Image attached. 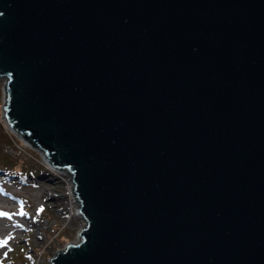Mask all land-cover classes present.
Masks as SVG:
<instances>
[{
	"label": "water",
	"instance_id": "1",
	"mask_svg": "<svg viewBox=\"0 0 264 264\" xmlns=\"http://www.w3.org/2000/svg\"><path fill=\"white\" fill-rule=\"evenodd\" d=\"M0 75L86 220L50 264H264V0H0Z\"/></svg>",
	"mask_w": 264,
	"mask_h": 264
},
{
	"label": "rangeland",
	"instance_id": "2",
	"mask_svg": "<svg viewBox=\"0 0 264 264\" xmlns=\"http://www.w3.org/2000/svg\"><path fill=\"white\" fill-rule=\"evenodd\" d=\"M6 80L0 75V240L7 239L0 245V264H50L58 249L80 239L86 220L71 173L53 170L6 125Z\"/></svg>",
	"mask_w": 264,
	"mask_h": 264
},
{
	"label": "bare ground",
	"instance_id": "3",
	"mask_svg": "<svg viewBox=\"0 0 264 264\" xmlns=\"http://www.w3.org/2000/svg\"><path fill=\"white\" fill-rule=\"evenodd\" d=\"M4 91V90H3ZM6 125L8 126V124L6 123ZM8 128L11 130V128L8 126ZM12 131V130H11ZM32 147V146H31ZM45 157V156H44ZM45 161H47L45 159ZM49 164L50 167H52L53 170L59 171L60 169L56 168L55 166H53L52 164H50L49 162H47ZM75 213V212H74ZM56 254V253H55Z\"/></svg>",
	"mask_w": 264,
	"mask_h": 264
},
{
	"label": "snow or ice",
	"instance_id": "4",
	"mask_svg": "<svg viewBox=\"0 0 264 264\" xmlns=\"http://www.w3.org/2000/svg\"><path fill=\"white\" fill-rule=\"evenodd\" d=\"M38 211H42V209H38ZM3 215H7L6 213H2ZM7 244V239L0 240V245ZM7 255V253H5Z\"/></svg>",
	"mask_w": 264,
	"mask_h": 264
},
{
	"label": "trees",
	"instance_id": "5",
	"mask_svg": "<svg viewBox=\"0 0 264 264\" xmlns=\"http://www.w3.org/2000/svg\"><path fill=\"white\" fill-rule=\"evenodd\" d=\"M29 141H30L33 145H35L36 147L38 146L37 143H36L33 139H29Z\"/></svg>",
	"mask_w": 264,
	"mask_h": 264
}]
</instances>
